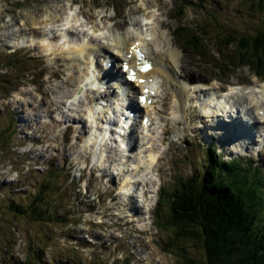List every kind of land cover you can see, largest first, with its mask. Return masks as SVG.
Segmentation results:
<instances>
[{
    "label": "rangeland",
    "instance_id": "rangeland-1",
    "mask_svg": "<svg viewBox=\"0 0 264 264\" xmlns=\"http://www.w3.org/2000/svg\"><path fill=\"white\" fill-rule=\"evenodd\" d=\"M199 1L194 5L184 3L180 9L181 0H128L131 4L120 12L121 15H116L109 0H0V60L6 65L0 69V264L25 261L28 264H56L57 259L70 254L72 249L81 252L88 264H179L182 261L206 264L200 239L183 243L179 240L173 244V229L165 225L164 201L158 205L157 197L164 190L168 192L178 176L200 173L205 149L211 147L226 161L233 159L245 165L260 166L262 169L254 170L264 180V142L262 133L253 129L256 122L237 123L240 117L236 110H232L231 120L216 119L212 115L207 120L206 115L212 108L200 110L199 102L207 97L208 89L200 87L206 90L203 96L202 92H195L206 80L215 84L218 90H223L225 85L227 91L232 82H240L246 87L253 80L256 84L261 81L259 78L263 76L257 77L252 66L241 62L235 64L237 58L233 56H238L232 46H218L217 38L223 31L235 35L264 32V0ZM152 12L156 15L155 29L151 33L165 32L157 40L163 39L167 45L176 46L179 56L178 63L170 67L166 62L163 66L167 65V72L155 76L158 85L146 106L149 110L146 113L153 115L154 129L149 136L142 134L152 142L154 153L150 150L142 155L159 154L153 170L145 172L147 178L144 173L145 181L141 180L138 190V180L126 184L122 181L125 156L133 151L136 157L141 154L139 150H128L133 145L131 141L128 140L129 147L124 145V138L118 136L116 143L109 142L108 133L107 137L100 136V141H105L99 144L98 139L93 138L95 146L88 147L85 143V139L97 134L101 127L114 132L111 125L114 126L119 118L117 111L121 104L126 102L104 98L99 103L104 104L105 109L115 108L112 124L87 117L84 107L88 97L92 96L86 93L92 90L87 80L95 67L96 56L92 52L102 45L108 48V32L101 25L111 22L115 23V29H120L129 21L128 28L132 24L138 25L140 15ZM67 13L70 18L76 17L69 25L71 28L88 32L87 36H77L78 39L89 40L91 35V42L101 39V44L89 43V51L72 52L68 43L71 46L77 41L72 39L70 42L75 34L64 38V30L57 26L58 23L67 26L63 20ZM84 20L91 26L84 24ZM28 23L41 25L43 36L36 35L32 39L30 33H27V39L19 36L21 27L25 28ZM198 25L205 27L206 34L201 36L209 59L204 54H191L185 41L186 34L178 32L177 28ZM173 31L179 34H172ZM57 34L61 36L60 41H53ZM21 39L23 42L17 43ZM156 51L161 53L158 48ZM58 56L62 59L55 58ZM228 56L232 58L227 59ZM216 59L228 63V67L221 63L225 72L215 74L210 69ZM69 68L75 70V75L71 76ZM83 70L86 89L77 103L69 105V97L79 90L76 83ZM73 76L75 82L69 80ZM218 76L222 81L217 79ZM106 81L114 82L103 76L102 85ZM93 88L96 95L95 92L105 86L95 82ZM113 88L123 98L119 95L120 90ZM250 88L258 92L261 86ZM240 98L244 97L231 96L221 100L225 99L233 107L235 99ZM173 106L179 107V114L174 115L176 118L172 117ZM243 106L239 115L248 113L244 112ZM245 107L250 109L249 105L245 104ZM200 113H204V117ZM257 115L264 116V110L257 111ZM221 125H226L228 132ZM232 126L237 133L247 126L255 133L251 140L241 136L242 141L247 142H243L242 150L239 142L232 139ZM260 127L264 130V123L260 122ZM162 132L165 142L161 141ZM142 136L138 134L139 138ZM142 188H149V194L147 191L144 194ZM37 191L41 194L37 195ZM262 197L258 210L255 208L258 229H264V192ZM35 202L38 207L29 211ZM11 203L23 205L18 206L20 210L29 208L25 214L23 210V214H19L7 207ZM37 210L50 216L42 214L35 221ZM53 216L63 217L64 222L51 221Z\"/></svg>",
    "mask_w": 264,
    "mask_h": 264
},
{
    "label": "trees",
    "instance_id": "trees-1",
    "mask_svg": "<svg viewBox=\"0 0 264 264\" xmlns=\"http://www.w3.org/2000/svg\"><path fill=\"white\" fill-rule=\"evenodd\" d=\"M117 1L120 3L117 4ZM117 1L109 0L108 3L116 10L128 5V0ZM181 2L180 9L184 3L191 5L195 2L200 3L199 0H181ZM178 31L186 34L185 41L193 54H207L205 53L206 44L201 36L206 34L205 27L181 26ZM217 39L218 46H232L234 54L238 56H233L238 60H235V64L241 62L252 66L254 72L264 78L263 31L254 34L247 32L245 35L223 31ZM231 58L232 56L227 57V59ZM223 61L226 62L224 59ZM6 62L8 64L9 61L6 60ZM211 64L213 65H210V68L214 66L223 70L218 59ZM2 67L6 65L0 60V69ZM217 68L216 72H218ZM254 168L262 169L256 164L245 165L242 161L233 159L231 162L226 161L216 154L214 147L206 148L201 172L189 176H178L171 189L168 192L164 190L160 196V202L164 201L166 208L165 225L173 229V244L179 240L183 243L200 239L206 264H264V229L256 228L258 223L255 222L256 212L263 199L264 180ZM40 194L41 192L37 191V195ZM18 206L20 208L23 205L13 203L7 205L9 209L19 214L23 212L25 214L29 208L20 210ZM36 207L38 202H35L30 207L32 210L29 211H34ZM36 212L35 221H38L37 216L42 214L50 216L48 213H42V210ZM57 219L64 222L61 216L50 218L51 221H58ZM55 263L88 264L81 252L75 249L63 258L57 259ZM20 264H28V262H20ZM179 264H192V262L182 261Z\"/></svg>",
    "mask_w": 264,
    "mask_h": 264
},
{
    "label": "bare ground",
    "instance_id": "bare-ground-1",
    "mask_svg": "<svg viewBox=\"0 0 264 264\" xmlns=\"http://www.w3.org/2000/svg\"><path fill=\"white\" fill-rule=\"evenodd\" d=\"M68 13H69V11H68ZM68 13L65 14V16L63 18V20H65L64 25H67L66 27H70L69 25L71 24L72 21H74L73 18H76L75 16L70 18ZM155 15H156V13H154V12H152L150 14L140 15V18H139L140 21L138 22V25L135 24L133 26V24H132L128 28H126L124 30V32H122V33L114 28L115 23L111 24V22H110V23H108V25H105L103 23L101 28L105 29L106 32H108L106 34L108 36V39H107L108 48L104 47V45H102V46H99V48L96 47V50L92 52V55L96 56L94 58V60H93V57L91 58V60H93L95 62V67L93 66L94 67L93 71L90 72V76L87 79L90 87L92 88V90H87V92H86V93H89V95H94L93 85L95 84V82H99L101 84V87L105 86V88L103 90H97L95 92L96 95H98L100 97L99 98L100 100H104V98H106V99L113 98L116 100H122V98H120V96H118L114 92V88H113V87L118 88L120 90V93H121L122 83L117 79V80H115V82H111V83L106 81L105 85H102L101 78L104 76L102 74L103 72L105 73L106 78H110L112 74L114 75L115 78H118L119 74L116 71L120 72V70H119L120 67H119V63H118L117 59H119V57H120L122 60L125 59L127 61L128 67H132L136 71V78H139V77L145 78L144 82H142V83L138 82V79H134V80L127 79L126 80V83H128L127 85L132 86V88H130L128 86H124V84H123V87L125 89V96H126V99L128 100V102L130 103V105L127 101L122 100L123 102H126L127 105H121V107L123 109L118 110L117 115L119 116V118H120V116L121 117L124 116V119L120 121L121 123L119 125H118V123L115 124V122H114V126L111 125V127L114 129V132L110 128L106 129L104 127H101L99 130H97V134H91V136H88L85 139L86 146H88V147L91 145L95 146L96 141L93 140V138L98 139L97 142L99 144V143L105 141V140L100 141L101 140L100 136L106 135V137H107V135L109 133V136H108L109 142H115L116 143V141L118 140L116 138V136H118L121 139L126 137L125 132L123 134H121V132L123 131L124 127H128V130H130V132H131L130 135L133 134V136L135 138V140L133 137H132V139H129V141H131V144H133V145L131 147H129L128 150H131V149H134L137 151L139 150V152L141 154L139 153L140 155L138 157H136V156H134L135 154L133 151V152L128 153L127 156H125V162H124V165L122 168V174L124 176L122 181L124 184H126L127 182L132 181V180H138L139 178H141L142 181H145V178H147V174L145 172L148 170L151 172L153 170V168L155 167L154 164H155L156 159H157L158 154H159V153L158 154L155 153V156L153 154H148V155L143 154L142 155V153H147L146 151H150V150L152 153H154L153 152L154 146H153L152 142L151 141L148 142V138L145 136H142V134H146L149 136V132L154 129L153 122H151V120H153V115L150 112H149V114L146 113L149 111V110H147L148 107H146V106L143 107L142 109H140L139 107H136L133 109L132 107H135V106H132V105H134L135 103L136 104H138V103L137 102H131L130 94H133L135 92V90H137V89H138L139 93H141V90H142L144 95L148 97L146 99L150 100V102H151V98L155 95V93H154L155 88L158 85L157 77H155L156 74H158L160 72H162V73L167 72V68H165V67H167V65H165V67L163 66V64H165L166 62L170 63V67H171V65L173 66L174 64L178 63L179 52H176L175 49L177 51H179V49L176 46L171 47L170 44L167 45L166 41H164L163 39L157 40L158 37H159V39H160V37L162 38V36L165 35V32H161L158 34H152L151 33L152 29H155V26H153V24L155 23L154 22L155 21ZM57 21L61 22L62 19H58ZM57 26H62V25L58 23ZM40 27H41V25H36L34 23H32V24L28 23V25L25 28L21 27V29H20L21 31L19 32V36L22 35L23 39H27V37H26L27 33H30L31 35H33V36L30 35L31 36L30 39L35 38L34 36H36V35L43 36L44 32H42V29ZM27 28H29L30 31L28 30V32H27L26 31ZM8 32H9V30H8ZM57 33H58V31H57ZM81 34L82 35L85 34L87 36L88 32L85 33L83 31L82 33H79V35H77V36H80ZM77 36L75 38H72V39L77 40L74 43H72L73 45L70 46V43H68V48H70V50L76 54L77 53H83L86 50L89 51V46H88L89 43L90 44H101V43H99V41L97 42L96 40L91 42L90 41L91 35H89L90 36L89 40H86L84 38L78 39ZM58 37H59V34L55 35L53 41L54 40L58 41ZM149 39H151V40L146 42ZM21 42H23L22 39L17 40V43L20 44ZM70 42H71V39H70ZM132 42L135 44V47L139 51L144 52L145 56L150 60L147 62H149L151 64V68L148 69L145 73H142L136 66V63H135L136 49L130 50L131 55L129 57L126 56V54L129 53V46L131 45ZM145 42L148 45H145L146 44ZM156 47L161 51V53L156 51L157 50ZM109 52L111 53V58L116 60L115 61L116 64L114 65V67L116 66L115 69L109 68V67H111L112 64L110 66L106 63H105V65L103 64L104 62H107V53H109ZM123 54H124V56H123ZM120 55H122V56H120ZM158 58L160 59V61L157 60ZM101 59L103 61H101ZM170 61H172V64ZM221 63L227 67V62L223 61V62H220V64ZM96 64H98V65H96ZM159 65H160V67H159ZM221 66H223V65H221ZM157 67H159V69H157ZM213 67L214 66H212L210 69L212 70ZM108 68H109V70H108ZM216 68L217 67H214V73L215 74H217ZM68 70L70 71L71 76L75 75V70L70 69V68ZM89 70H90V68H89ZM114 70H115V72H113ZM157 70H159V71H157ZM217 70L219 73L226 71L225 68H223V70H220L217 68ZM85 73H86V70H85ZM87 74H88V72H87ZM256 76L260 77L257 74H256ZM154 77H155V79H154ZM216 77L217 76H215L214 78L216 79ZM75 79H76L75 76L69 78V80L74 81V82H75ZM217 79L222 81V79L219 76ZM259 80H261V81L258 84H256V82H257L256 80H253V82L251 84H249V85L246 84L247 85L246 87H244V85L241 86V83L238 81H237L238 82L237 84L232 82L234 84V86L230 87V89H229L230 94L228 93L229 90L227 91V89L224 93H223V90L216 89L215 84H209L207 82V80H206L207 83L202 82L204 85L203 86L199 85L198 87L200 90H198V87H197V90H195V92H197V93L202 92L201 96H203V94L206 93V90L202 89V88H205V87L208 89V92H207V97L205 99H202L199 102L200 107H201L200 110H207L209 108H212V110L206 115L207 120L210 118V115H212V117H214L216 119L217 118L218 119L224 118L225 120H228L227 118H229V120H231V119H233V118H231V112H232V110H235V108H234L235 106H233V107L229 106L226 103V100L229 99L231 96L232 97L237 96L238 98H239V96H243L245 104L250 106L249 110L251 111L253 117L256 118L255 119L256 125L253 126L254 127L253 129H255V132L259 133L260 122L262 124L264 123L263 121H260V120H264V116L257 115V111H259V110L262 111V109L264 110V78L260 77ZM238 85H240V86H238ZM76 86L78 87L79 90H77V92L75 94H73L72 96L69 97V100H70L69 105H74L75 103H77L78 97H81L83 95L84 90L86 89L84 70L82 71L81 78L79 80H77ZM144 86H147L148 92L144 91V89H143ZM259 86H261V88H259ZM200 87H202V88H200ZM250 87L259 88V89H257L258 92L254 91L253 88H250ZM245 88H247V89H245ZM249 88H250V90H249ZM105 91L107 93L104 94ZM120 93H119V95H120ZM221 98H226V100L224 99V101H222ZM88 99H89V102L84 107V109L86 110L87 117H89V118L92 117L93 119H100V120H103V121H106L109 123H111L113 121V118L116 114L115 108H113V106L110 109H105L104 104H99L97 106L96 100L90 99L89 97H88ZM207 100H209V102ZM146 103H148V101H146ZM245 104H243L244 105L243 110H244V112H247V108L245 107ZM222 105H224L223 106L224 108L222 107ZM125 106H129V107L125 108ZM179 106H180V103H179ZM173 108H174V110H173L172 117L176 118L177 116H174V115L179 114V107L173 106ZM130 111H134V113H133L134 115H130ZM203 112H205V111H203ZM138 114H140L141 116L142 115L148 116L150 122H147V126L141 125L140 120H139V117L141 118V116H139ZM201 114L202 113H200V116H201ZM202 116L204 117V113L202 114ZM237 116H242L243 118L248 119V120L252 119V116L249 113H244V115L237 114ZM137 121H138V123H137ZM238 122H241L240 118H238L237 123ZM222 125H221V127L226 129V132H228L227 131L228 127L226 128V125H224L225 127H223ZM234 127L232 129H230V133L233 135L232 136L233 138H235L234 133L237 132V131L233 130ZM82 128H83V124H82ZM252 132H253L252 128L250 126L249 127L247 126V127L243 128V131L241 130L238 133L242 136H245L249 140H251L255 135V133L254 132L252 133ZM138 134H140L142 137L139 138ZM262 137H263L262 142H264V135ZM157 138H158V136H157ZM154 141H156V140H154ZM237 142H239L238 146L240 147L241 150L244 146V143H247L246 141H242L241 138H239L237 140ZM254 142H255V139H254ZM259 144H258V148H260V145H261V144L260 145ZM138 158H140V159H138ZM124 173H126V174H124ZM144 173H145V175H144ZM143 175L145 178H143Z\"/></svg>",
    "mask_w": 264,
    "mask_h": 264
},
{
    "label": "snow or ice",
    "instance_id": "snow-or-ice-1",
    "mask_svg": "<svg viewBox=\"0 0 264 264\" xmlns=\"http://www.w3.org/2000/svg\"><path fill=\"white\" fill-rule=\"evenodd\" d=\"M145 70H147V66L145 67Z\"/></svg>",
    "mask_w": 264,
    "mask_h": 264
}]
</instances>
